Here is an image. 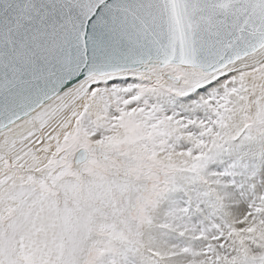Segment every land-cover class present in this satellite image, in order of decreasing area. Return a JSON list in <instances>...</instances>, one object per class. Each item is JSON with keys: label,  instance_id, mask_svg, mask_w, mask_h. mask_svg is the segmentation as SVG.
<instances>
[{"label": "snow or ice", "instance_id": "obj_1", "mask_svg": "<svg viewBox=\"0 0 264 264\" xmlns=\"http://www.w3.org/2000/svg\"><path fill=\"white\" fill-rule=\"evenodd\" d=\"M0 264H264V0H0Z\"/></svg>", "mask_w": 264, "mask_h": 264}]
</instances>
